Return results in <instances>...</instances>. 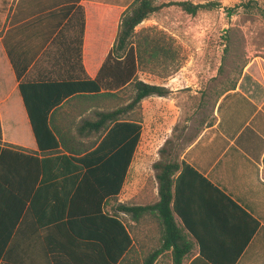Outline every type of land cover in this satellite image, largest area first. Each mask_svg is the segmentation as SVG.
<instances>
[{"label":"trees","instance_id":"16d2710c","mask_svg":"<svg viewBox=\"0 0 264 264\" xmlns=\"http://www.w3.org/2000/svg\"><path fill=\"white\" fill-rule=\"evenodd\" d=\"M251 1L247 0L244 7L259 11L264 17V10ZM80 2L53 0L52 4L44 5L41 0H19L17 9L27 3H39L23 19L62 5L58 25L48 32L49 35L40 33L38 51L48 43L60 24L71 17L69 22L74 20V24H78L75 58L81 65L85 13ZM219 5L215 1L157 5L154 0H135L120 16L119 10H114L110 14V19L113 14L112 33L116 30V17L120 18L116 39L93 79L71 71H53V77L29 80L26 69L14 66L38 151L4 143L0 121V264H121L134 241L119 213L129 215L137 223L148 216H155L160 222L161 244L143 264H155L166 252L171 253L173 264H183L198 239L185 222L179 225L175 219L178 213L174 204L175 175L186 166L184 162H178L180 156L176 157L175 142L166 141L160 149L162 160L153 166L157 170L158 202L146 205L122 203L115 208L114 214L108 213L106 206L122 192L143 132L142 123L130 119L128 113L139 108L147 97H167L171 93L164 85L138 78L140 64L146 55L151 57L162 47L157 43L149 48L148 37L135 43L136 28L164 7L176 6L187 14L196 15ZM17 17L12 18L11 29ZM42 20L41 17L33 18L21 25L27 35L22 47H27L30 39L36 41V31L29 32ZM11 29L3 38L8 52L14 47ZM237 80L221 84L217 97L235 89ZM127 87L132 92L127 105L96 112L94 119L83 120L76 133H61L53 127L52 115L66 99L81 94L114 96L115 91ZM88 132L101 135L97 142L85 146L80 139Z\"/></svg>","mask_w":264,"mask_h":264},{"label":"crops","instance_id":"0c3cea01","mask_svg":"<svg viewBox=\"0 0 264 264\" xmlns=\"http://www.w3.org/2000/svg\"><path fill=\"white\" fill-rule=\"evenodd\" d=\"M18 3L19 0H0L2 138L4 143L38 151L14 66L26 69V78L29 80L53 77V71H71L80 77L93 79L115 42L119 16L127 7L124 0H81L85 29L79 65L75 58L79 40L78 24H74V20L69 22L71 17L60 24L48 43L38 51L42 38L40 33L49 35L48 32L58 25L62 5L23 19L39 3H27L17 9ZM41 3L48 5L53 0H41ZM90 10L96 19V27L92 29ZM114 10H119L120 13L116 17V30L112 33L113 14L110 19L109 13H114ZM16 15L17 22L11 29L10 22ZM38 17L43 20L29 32L31 34L36 31V41L30 39L28 46L22 47L27 35L22 31L21 25ZM9 29L11 42L14 44L10 52L3 43ZM242 71L235 89L220 97L216 96L211 119L187 144L178 159L179 163L184 162L186 166L175 175L174 204L178 210L175 219L179 225L185 222L198 239L192 253L184 258L183 264H264V66L250 63ZM178 83L182 87L179 78L151 84L166 86L173 96L181 90L176 87ZM127 88L115 91L114 96H123ZM111 97L81 94L66 99L52 115L53 127L61 133H76L73 129L77 125L74 120L77 113H66L64 107L75 102V112L78 108L82 118L83 113L90 110L93 104L104 106L106 102H110ZM147 98L141 101L139 108L130 112L142 107L137 120L142 123L143 132L128 176L136 159L140 160L141 166L145 164L147 146L150 145V142L146 144L143 141L146 119L160 114L161 108L166 104L164 97ZM121 99L123 102V98ZM129 102L130 99L116 108ZM148 103L155 106L151 113L147 110ZM100 111L110 110H97L95 114ZM24 132L26 137L22 138ZM91 134L93 133H86L80 140L87 144L85 139ZM143 143L145 148L142 151ZM122 192L118 198L123 202L125 198ZM156 195L157 199L152 203H145L143 196L135 204H154L159 201L158 188Z\"/></svg>","mask_w":264,"mask_h":264},{"label":"rangeland","instance_id":"374dc122","mask_svg":"<svg viewBox=\"0 0 264 264\" xmlns=\"http://www.w3.org/2000/svg\"><path fill=\"white\" fill-rule=\"evenodd\" d=\"M134 1L124 0L125 6L128 8ZM154 1L157 5L177 1H191L194 4L215 1L220 5L214 10L200 11L196 15L187 14L176 6L164 7L136 28L138 34L134 39L135 43L148 37L149 48L157 43L162 47L151 57L146 55L140 64L138 78L147 83L179 78L182 87L178 83L176 87L181 90L173 96L170 93L164 97L166 104L161 108V113L146 119L143 141L146 144L150 142V145L147 146L145 164L141 166L140 160H135L122 192L125 199L123 202L120 197L111 200L106 206V211L110 214L116 212L115 208L119 204H135L143 196L145 203L155 201L158 182L157 170L153 166L163 158L160 149L165 141L169 139L176 143L175 153L178 158L198 130L211 119L213 103L222 88L221 84L237 80L244 66L250 63L264 66V17L259 11L246 9L243 4L247 0ZM251 4L264 10V0H253ZM90 19L92 29L96 27V19L91 10ZM131 95L129 87L123 96H112L104 106L93 104L90 110L83 113L82 118L78 108L75 112V102L66 105L64 112L77 113V118L74 119L77 128L83 118L94 119L95 111L112 110L124 104ZM146 106L149 113L155 109L150 103ZM142 110L141 107L128 117L137 120ZM100 135L101 133L91 134L85 139L88 143L83 145H92L99 140ZM25 137L26 132L22 138ZM141 148L143 151L144 143ZM118 215L127 224L134 241L121 264H143L145 258L161 244L159 220L155 216H148L137 223L129 215ZM155 264H173L171 253H164Z\"/></svg>","mask_w":264,"mask_h":264}]
</instances>
